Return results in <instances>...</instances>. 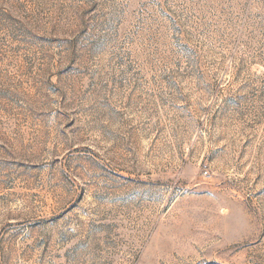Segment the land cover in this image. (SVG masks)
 <instances>
[{"label":"rangeland","instance_id":"374dc122","mask_svg":"<svg viewBox=\"0 0 264 264\" xmlns=\"http://www.w3.org/2000/svg\"><path fill=\"white\" fill-rule=\"evenodd\" d=\"M0 264H264V0H0Z\"/></svg>","mask_w":264,"mask_h":264}]
</instances>
